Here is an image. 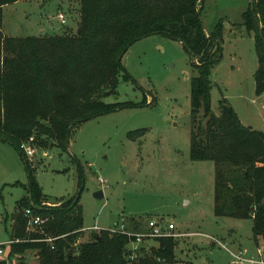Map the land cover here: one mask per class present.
<instances>
[{
	"label": "rangeland",
	"instance_id": "1",
	"mask_svg": "<svg viewBox=\"0 0 264 264\" xmlns=\"http://www.w3.org/2000/svg\"><path fill=\"white\" fill-rule=\"evenodd\" d=\"M250 1L204 0L200 19L206 35L219 22L224 28L222 59L210 78L212 112L219 115L225 100L242 124L264 132V93L257 96L254 89V36L241 25ZM79 9L80 0L19 1L3 7L1 32L10 38L73 34ZM121 65L130 79L119 76L116 93L102 100L136 108L81 123L71 130L65 150L32 144L48 152L28 161L42 190L37 206L53 210L79 196L84 229H130L132 220L172 223L184 235L174 239L175 264H230L227 251L264 263V240L254 238L250 219L214 216V164L190 158V85L197 72L188 52L155 34L131 45ZM17 183L27 185L24 161L0 140V245L7 258L12 217L27 196ZM99 191L101 200L94 197ZM81 233L80 242L93 232ZM149 246L156 244L148 241ZM34 255L25 254L27 264H38Z\"/></svg>",
	"mask_w": 264,
	"mask_h": 264
},
{
	"label": "trees",
	"instance_id": "2",
	"mask_svg": "<svg viewBox=\"0 0 264 264\" xmlns=\"http://www.w3.org/2000/svg\"><path fill=\"white\" fill-rule=\"evenodd\" d=\"M19 1L23 0H0V140L24 161L27 185H17L26 189L27 196L17 202L8 261L0 264H12L14 256L15 264H27V252H34L38 264L176 263V242L171 238L154 240L156 246L133 261L127 259L130 239L123 234L91 231L80 242L84 228L79 196L57 209H40L42 190L20 148L32 139L36 146L65 150L71 130L81 123L136 108L102 99L116 93L119 76L130 79L121 65L125 52L152 34L181 43L196 68L190 85V158L214 164V216L250 219L254 238L264 240V132L243 125L225 100L219 102V115L211 110L210 78L222 59L224 28L219 22L211 33H204L200 19L204 0H80L73 34L5 37L2 9ZM241 25L254 36V89L260 96L264 93V0L249 2ZM81 180L79 173L80 184ZM25 209L47 217L46 224L27 231ZM46 239L53 241L42 242Z\"/></svg>",
	"mask_w": 264,
	"mask_h": 264
},
{
	"label": "built area",
	"instance_id": "3",
	"mask_svg": "<svg viewBox=\"0 0 264 264\" xmlns=\"http://www.w3.org/2000/svg\"><path fill=\"white\" fill-rule=\"evenodd\" d=\"M59 19H61V23L63 24V18L62 15L59 16ZM32 139L29 140L28 144H23L20 146L24 156L29 161L34 160L35 157L41 153L42 157H48V152L44 150H39L34 145H32ZM24 216L27 218V231H34L35 228H42L47 222V217H41L40 215H33L31 212V209H25L24 210ZM86 230L89 231H99L97 227H92L90 229H82L81 232H84ZM112 232H117L119 234H123L127 236L130 239V245L128 247V254L127 259L130 261L135 260L138 256H140L143 252L148 251V249L145 247V243L148 241L163 239V238H171L176 239L178 237H182L184 235H180L175 233V226L172 223H166L164 220L159 221H153L150 220L146 223L143 230L140 231H134L133 229H127L123 224L119 227H116L114 229H111ZM41 241V240H40ZM52 239H46L42 240V242L51 243ZM16 243L19 241L16 240ZM9 242L8 246L10 245ZM74 247H77V243L74 244ZM232 261L230 264H264L261 260L257 261L253 258H246V252H240L239 254H232L229 251H227ZM0 260L8 261L7 255L5 256L4 253V245H0Z\"/></svg>",
	"mask_w": 264,
	"mask_h": 264
},
{
	"label": "crops",
	"instance_id": "4",
	"mask_svg": "<svg viewBox=\"0 0 264 264\" xmlns=\"http://www.w3.org/2000/svg\"><path fill=\"white\" fill-rule=\"evenodd\" d=\"M244 125V124H243ZM136 221V220H135ZM132 223L133 224H135V225H133V224H131L130 225V229H133L134 227L137 229V231H140V230H143L144 229V227H145V223H143L141 220H138V221H136V222H133L132 221Z\"/></svg>",
	"mask_w": 264,
	"mask_h": 264
},
{
	"label": "water",
	"instance_id": "5",
	"mask_svg": "<svg viewBox=\"0 0 264 264\" xmlns=\"http://www.w3.org/2000/svg\"><path fill=\"white\" fill-rule=\"evenodd\" d=\"M250 2H251V1H250ZM251 9H253V6H251ZM152 35H155V34H152ZM260 35H261V31H260ZM263 43H264V40H263ZM94 197H95L97 200H101L102 197H103L102 192H101V191L96 192V193L94 194Z\"/></svg>",
	"mask_w": 264,
	"mask_h": 264
}]
</instances>
